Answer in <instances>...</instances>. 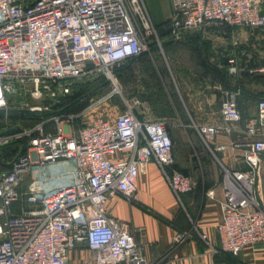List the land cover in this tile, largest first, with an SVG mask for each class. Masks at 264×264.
<instances>
[{
	"label": "built area",
	"instance_id": "2783aa9c",
	"mask_svg": "<svg viewBox=\"0 0 264 264\" xmlns=\"http://www.w3.org/2000/svg\"><path fill=\"white\" fill-rule=\"evenodd\" d=\"M263 1L172 0L171 30L164 35L177 40L210 26L264 29ZM153 39L161 47L159 28L143 0H0V109L40 114L69 95L77 81L104 76L112 84L110 93L76 115H55L33 127L23 126L22 118L2 117L0 130L19 127L21 132L0 136V166L6 167L0 172V264H67L81 243L95 264H146L129 228L108 217L109 199L121 195L136 202L138 178L150 163L177 199L194 188L191 177L175 168L168 125L140 120V100L123 97L113 74L149 53ZM228 72L235 74L237 67L231 64ZM20 94L44 104H15L12 97ZM115 95L122 106L113 121L105 115L73 124ZM224 95L222 120L239 122L236 93ZM263 122L260 99L257 116L245 122L248 134L255 135ZM48 125L51 131L45 130ZM196 129L206 145L229 132L226 126ZM13 142L18 146L7 160L5 149ZM243 159L246 171L223 169L221 221L213 249L234 257L248 246L264 244V208L256 196L264 173V141L249 144ZM56 166L52 176L40 173ZM207 195L212 199L214 191ZM184 238L177 234L173 242Z\"/></svg>",
	"mask_w": 264,
	"mask_h": 264
},
{
	"label": "crops",
	"instance_id": "0c3cea01",
	"mask_svg": "<svg viewBox=\"0 0 264 264\" xmlns=\"http://www.w3.org/2000/svg\"><path fill=\"white\" fill-rule=\"evenodd\" d=\"M143 3L154 26L165 27L173 11L172 0ZM189 34L194 35L183 44L200 45L187 56L193 61L200 54L205 67L167 68V74L155 69V81L138 73L137 94L142 100L129 83L126 86L127 98L140 100L136 112L140 120H162L168 125L175 168L191 177L194 188L177 199L158 167L150 163L138 178L137 201L129 203L115 195L106 205L107 215L129 228L146 264H264V244L248 246L236 257L213 252L218 244L216 227L221 221L223 169L246 171L243 155L247 146L264 141V125L253 136L245 128V122L257 116V102L264 99V29L210 26ZM231 64L237 67L235 74L228 72ZM225 92L236 93L239 122L222 120L220 103ZM110 110L104 109L98 116L110 117L112 113L113 121L120 111ZM201 125L226 126L229 132L217 134L202 148L190 132L192 126ZM209 190L214 191L212 199L207 195ZM256 196L264 208L263 172L256 183ZM177 234L185 238L174 244ZM67 264L95 263L91 251L81 243L70 252Z\"/></svg>",
	"mask_w": 264,
	"mask_h": 264
},
{
	"label": "trees",
	"instance_id": "16d2710c",
	"mask_svg": "<svg viewBox=\"0 0 264 264\" xmlns=\"http://www.w3.org/2000/svg\"><path fill=\"white\" fill-rule=\"evenodd\" d=\"M166 37V35H163L161 37L162 43L161 45H165L168 47L169 45H173L174 42L176 43H182V41H173ZM187 45V44H186ZM190 45V44H189ZM200 43L195 42L189 46L190 50H197ZM158 46L153 39L150 44V52L149 53H143L138 57L132 58L129 61H127L125 64H123L121 67L116 68L113 70V74L115 75L118 84L121 83V91L124 97L127 96V84L129 83L132 92H134L135 96L140 98L142 100V95L137 94L138 93V76L137 73L142 72L145 79H149L151 81H155V69H158L161 74H167V67L163 66L161 63V60L157 56L158 52ZM199 54V53H198ZM195 67H205L206 63L204 59H202V56L199 54L195 58ZM210 66V65H209ZM98 81L94 86L87 87V85H76L73 89L72 94L66 95L65 97L61 98L59 103L53 104L48 111H44L40 114H36L31 117L22 118L23 126L25 127H33L34 125L40 123L42 120L48 119L52 116H62L66 114L76 115L81 113L84 109L85 102L89 101V99L93 95H97L98 93L102 92L104 88L108 85V80L104 78L103 76L98 77L94 80V82ZM222 83L225 85L226 82L222 80ZM143 85L145 88H148V84L143 81ZM152 86L159 87V83H153ZM151 86V87H152ZM2 118V117H0ZM46 131H51L52 126L48 125L45 127ZM18 144L16 142L11 143L7 146L5 149L6 151V159H10L15 152ZM3 170H6V167L4 165L0 166V172ZM185 174V173H184Z\"/></svg>",
	"mask_w": 264,
	"mask_h": 264
},
{
	"label": "rangeland",
	"instance_id": "374dc122",
	"mask_svg": "<svg viewBox=\"0 0 264 264\" xmlns=\"http://www.w3.org/2000/svg\"><path fill=\"white\" fill-rule=\"evenodd\" d=\"M193 35L192 34H185L182 37H180V39L173 40V41H187L188 38L192 37ZM158 49H159V51H158L159 53L157 54V56L161 60L162 65L166 66L167 68L182 69V68H186L187 66L188 67H192V66L195 65V60L192 61V59H190V57L187 56V54L190 51L189 46H187L186 44H183V42L179 43V44L174 42L173 45H169L168 47H166L165 45H163V46L161 45V47H158ZM104 78H106V77H104ZM83 81L84 82L77 81L73 85L72 91H73V89H74V87L76 85L77 86L78 85H82V86L83 85H87V87H90V86H94L98 82V81L94 82V80H91V79H86V80H83ZM120 85H121V83L119 82V87H120V90H121V86ZM111 90H112V84H111V81L108 80V85L104 88V90H102V92L98 93L97 95H93L89 99V101L85 102L84 107L85 106L87 107L90 104L91 100H97V99L107 95L108 93H110ZM72 93L73 92H71V94ZM12 98L16 101L15 104H19L20 102H23L25 100H27V102H28V104L30 106H33L35 104L36 105H41L42 103L44 104V102L36 101L34 99L25 97L22 94L14 95V97H12ZM51 106H52V104L49 106V108ZM121 106H122V101H121L120 96L119 95H115L111 99V101H108V103L106 102L103 105L96 106L86 116H84L80 120L79 119L76 120L73 124H75V126H77V125H81L82 123L83 124L89 123V122L92 121L93 118L97 117L99 115V113H101V111H103L104 109H107V110L111 109L110 111H114L115 112V111H117V109L120 111L121 110ZM114 114H116V113H114ZM69 115H71V114H66V115H62V116L60 115V116L64 117V116H69ZM111 117H112V113H111V116L108 117V118L110 119ZM62 119H64V118H62ZM2 121H4V119L0 118V123ZM192 127L193 128H190L191 129L190 132L194 134V136L196 138L195 141H197L199 143V145H201L202 148H205L206 144L200 139L198 134H196L197 133L196 127L195 126H192ZM58 170H59V168L56 166V167H50V168H47V169H45L43 171H40V173L42 172V175H44V176H52L53 174H56L58 172Z\"/></svg>",
	"mask_w": 264,
	"mask_h": 264
},
{
	"label": "water",
	"instance_id": "95a60500",
	"mask_svg": "<svg viewBox=\"0 0 264 264\" xmlns=\"http://www.w3.org/2000/svg\"><path fill=\"white\" fill-rule=\"evenodd\" d=\"M171 30V25L168 22L164 28L159 29V37H162L165 33H169ZM36 115L35 111L30 109H0V117H8V118H23V117H31ZM21 128H9L0 130V136H9L15 133H20Z\"/></svg>",
	"mask_w": 264,
	"mask_h": 264
}]
</instances>
